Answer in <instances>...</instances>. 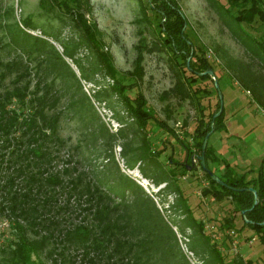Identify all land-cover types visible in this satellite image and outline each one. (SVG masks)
Masks as SVG:
<instances>
[{
    "label": "trees",
    "instance_id": "1",
    "mask_svg": "<svg viewBox=\"0 0 264 264\" xmlns=\"http://www.w3.org/2000/svg\"><path fill=\"white\" fill-rule=\"evenodd\" d=\"M207 1L245 51V56H235L221 48L220 57L224 60V68L233 81L249 92L252 101L264 109V34L261 33L264 30V0ZM40 5L43 8H57L62 12L78 37L73 47L63 42V51L59 52L44 36L45 33L41 35L30 32L28 29L34 24L30 18L24 17L20 21L21 25L16 23L11 28L9 37L10 42L20 51L19 59L4 62L0 60V83L7 71H12L13 68L15 71L11 86L0 90V147L14 145L11 155L6 156L3 161L15 165L6 180L0 183V198L3 199L0 208L1 211L7 209L16 217L13 225L15 235L8 242L10 254L2 259L1 264H37L32 260L31 253L42 250L51 239L63 240L67 245L82 250L80 260L73 264H97L101 260H113L110 264H137L139 261L153 263L150 250L154 249L158 253L157 259L162 260L163 264H191L177 248L174 230L151 195L135 178L120 170L112 154L116 180L89 176L84 170H77L74 175L68 176L49 173L47 165L54 155L53 145L63 144L65 140L59 133L60 111L56 108L58 92L53 84L56 79H61L68 85L79 87L75 72L64 58V55L73 57L74 48L78 45L84 46L90 53L95 70L112 80L108 87L97 91L98 95L100 93L109 98L117 93L125 105L127 115L132 118L126 127L134 135L136 132H144L139 136L138 144L131 147L130 154L126 152V144L124 145L122 156L125 164L132 167L135 161H139V170L145 177L155 184L166 182L162 190L176 193L170 209L183 213V217L176 223L182 233L186 227L190 228V247L204 264H250L241 254L228 252L232 241L229 231L239 233L243 227L249 226L264 244V223H261L264 219V156L256 174L249 177L247 175L250 169L237 171L226 159L217 156L209 143V137L214 131L225 129L224 106L214 117L212 130V114L218 110L219 103L210 113L205 125L201 118L195 126L198 139L192 144L180 139L147 106L142 92H137L132 98L127 94V89L135 86L144 75L143 54L139 50V44L133 67L120 72L111 53L105 48L102 30L91 16L93 4L90 0H40ZM146 8L159 15L158 37L153 45L158 46L159 43L163 47L168 46L175 60L178 56L183 58L174 84L165 93L174 92L186 98L190 95L187 85L191 81L190 76L210 77L209 74L200 72L208 68L215 72L214 65L204 51L199 52L191 43L188 23L176 0H147ZM256 20L259 22L254 25ZM22 54L25 58L34 56L37 59L38 68L34 72L37 80L33 89H30L28 80L21 82L31 68L22 62ZM188 56L190 59L187 61ZM75 61L82 77H89L81 64L76 59ZM49 73L53 74L51 78H45ZM219 79L220 75H216L217 83ZM120 119L124 117L121 116ZM149 122L160 128H167L170 137L176 138L183 148V158L175 159L170 153L167 158L161 157L164 143L160 147L152 146L147 135L150 130ZM97 126L103 143L111 146L114 134L102 122ZM209 130L205 162L225 184L217 182L208 171L199 166L207 180V184L201 187V193L204 196L211 195L219 201L228 198L231 204L230 214L219 219L217 228L222 232L220 242L205 230V221L194 214L183 194L176 171L177 166L182 167L184 172L196 171L198 167L191 162V156L201 152L202 139ZM171 138L167 141L170 142ZM0 158L3 159V155ZM222 161V171L212 166V162ZM72 166L71 169H74V165ZM65 169L68 170L64 167ZM18 178L19 186L22 185L19 190L13 187ZM248 186L254 187L258 193V202L255 204L251 190L237 189ZM59 193L65 194V205L69 203V198H73L76 204L83 202L80 204L83 215H90L92 219L88 223L69 226L63 224L59 211L64 203L57 205L56 202ZM112 194L119 196L120 200L114 201ZM242 211L247 219L243 218ZM237 214L240 224L235 220ZM135 228L144 233L131 240L128 236Z\"/></svg>",
    "mask_w": 264,
    "mask_h": 264
},
{
    "label": "rangeland",
    "instance_id": "2",
    "mask_svg": "<svg viewBox=\"0 0 264 264\" xmlns=\"http://www.w3.org/2000/svg\"><path fill=\"white\" fill-rule=\"evenodd\" d=\"M93 4V14L91 15L103 32L105 48L109 50L113 57V62L117 69L122 72L133 67V60L139 50L143 54L144 75L138 83L127 89V94L132 98L137 92H142L147 100V106L163 120L168 128H172L180 139L188 141L190 144L198 137L194 131L199 120L203 119V125L209 119L210 113L218 107V90L222 94L224 110L227 109L230 97L237 96L245 99V94L240 91L241 86L229 77L224 68V60L220 57L221 48L227 49L235 56H245L244 48L231 35L229 29L222 23L215 9L207 0H176L179 4L188 23V34L194 47L199 52L204 51L212 61L216 75H220L218 88L213 78L190 76L188 82L190 95L182 98L174 92H167L175 81L176 73L183 64V58L178 56L175 60L168 46L153 45L158 37L159 15L154 14L146 8L147 0H90ZM24 17L31 19L34 24L29 27V31L35 34L45 35L52 42L59 52L63 51V42L73 47L78 34L73 30L66 16L57 8H43L40 0H0V60L10 61L18 58L20 51L10 42L11 28ZM258 20L253 24L257 25ZM264 34V30L261 31ZM259 34V33H256ZM151 48V49H150ZM22 62L28 64L29 73L22 83L28 80L30 89H33L37 80L34 73L37 59L34 56L25 58L22 54ZM190 59V56H188ZM65 60L75 72L79 87L73 84L68 85L61 79H56L53 87L57 89L58 98L56 108L59 110V133L64 137V143L58 146L53 145V157L47 165L49 173H57L60 176L74 175L77 170H84L89 176H99L107 180H116V167L113 158L118 162L120 170L132 176L139 182L144 190L153 198L156 206L160 209L163 217L174 230L181 252L187 257L191 264H204L195 251L190 247V228L186 227L185 232H181L176 221L183 217V213L170 209V204L175 200L176 193L162 190L166 182L155 184L151 179L145 177L139 170V161H135L132 167L125 164L122 156L123 147L126 144V152L130 154L131 147L138 144L142 133L136 132L134 135L126 126L130 124L132 118L127 115L125 105L117 93H113L109 98L97 93L103 87H108L112 82L110 77L101 75L95 70L92 64V56L87 49L78 45L74 48V56L64 55ZM75 59L84 68L89 77H82L80 68ZM193 59V58H192ZM14 69V68H13ZM7 71L0 90L11 86V79L14 78L15 71ZM40 69V67H39ZM38 70V69H37ZM187 74L189 72L187 71ZM49 73L45 78H51ZM238 86V87H237ZM240 87V88H239ZM97 93V94H96ZM249 94V92H248ZM250 96V94H249ZM247 102V101H246ZM245 102V103H246ZM251 110H255L258 116L264 118V109L257 103H246ZM124 117V119H120ZM104 123L109 131L114 134L111 146L104 144L102 136L97 131V124ZM150 130L147 135L151 139L153 147L165 146L162 158H167V154H172L175 159L183 158V148L176 138H171L167 128H160L148 123ZM218 133L214 131L211 135ZM210 135V136H211ZM171 138L170 142L167 139ZM172 143V144H171ZM173 146V148L171 147ZM14 145L0 147V183L6 180L13 171V163L5 160L11 155ZM111 154L113 158L111 157ZM197 154L191 156V162L198 168L196 171H183L177 166L176 171L179 182L188 204L194 214L205 221V230L220 242L222 232L217 228L219 219L231 212V204L228 198L221 201L213 196H204L201 187L207 184L203 172L199 168ZM7 162V163H6ZM74 165V169H71ZM65 168H68L66 171ZM19 178L16 179L13 187L19 190ZM113 195V194H112ZM66 196L64 193L57 194V205H62ZM114 201H118L119 196L113 195ZM3 201L0 198V202ZM73 198L60 208V216L63 224L88 223L92 219L90 215H83L81 203H75ZM120 209V206L118 207ZM120 211V210H119ZM7 209L1 211L0 208V264L4 257L9 256V240L14 234V220ZM237 224H240L238 214L235 217ZM43 232V231H42ZM34 236L32 231H29ZM144 232L137 228L130 231L128 238L136 239ZM251 239V240H250ZM40 250V249H39ZM151 251L153 263L163 264L157 259V251ZM82 250L72 245H67L63 240L51 239L39 252L31 253L32 260L37 264H73L80 260ZM229 253L241 254L248 259L250 264H264V244L256 234L255 230L249 226L243 227L239 233H232V241L229 244ZM146 254H143L145 256ZM143 258V257H142ZM99 261L97 264H110ZM137 264H145L138 262ZM247 264V263H243Z\"/></svg>",
    "mask_w": 264,
    "mask_h": 264
},
{
    "label": "crops",
    "instance_id": "3",
    "mask_svg": "<svg viewBox=\"0 0 264 264\" xmlns=\"http://www.w3.org/2000/svg\"><path fill=\"white\" fill-rule=\"evenodd\" d=\"M233 83L236 85V81ZM240 91L245 94V99L229 98L224 115L225 129L211 135L209 143L217 156L226 159L235 170L250 169L249 177L256 174L264 156V118L246 104L253 102L248 91L242 87ZM212 166L221 171L224 169L223 161L212 162Z\"/></svg>",
    "mask_w": 264,
    "mask_h": 264
},
{
    "label": "water",
    "instance_id": "4",
    "mask_svg": "<svg viewBox=\"0 0 264 264\" xmlns=\"http://www.w3.org/2000/svg\"><path fill=\"white\" fill-rule=\"evenodd\" d=\"M189 60V57H187V61ZM200 73H207L209 74L212 78H213V81L215 83V85L217 86L218 88V83H217V80H216V75H215V72L212 68H208L206 69L205 71H202ZM218 97H219V107H218V110H216L215 112H213L212 114V118H211V129H213V120H214V117L217 116L223 109V101H222V94L221 92L218 90ZM210 130L207 131L202 139V144H201V152L199 154H197V159L199 160V163H200V166L209 172L210 176L212 178H214L217 182H219L220 184H225L223 180H221L219 178L218 175H216L214 172H212L206 165V162H205V147H206V143H207V139H208V136H209V133H210ZM188 168H190V166H188ZM239 190L241 189H248V190H251L253 192V195H254V201H253V204L257 203L258 202V193L256 191V189L252 186H248V187H239L237 188ZM242 214H243V218L244 219H247L244 212L242 211ZM261 223H264V219L261 221Z\"/></svg>",
    "mask_w": 264,
    "mask_h": 264
},
{
    "label": "built area",
    "instance_id": "5",
    "mask_svg": "<svg viewBox=\"0 0 264 264\" xmlns=\"http://www.w3.org/2000/svg\"><path fill=\"white\" fill-rule=\"evenodd\" d=\"M233 232H234L233 230H230V231H229V234H232ZM250 240H251V239H250Z\"/></svg>",
    "mask_w": 264,
    "mask_h": 264
}]
</instances>
